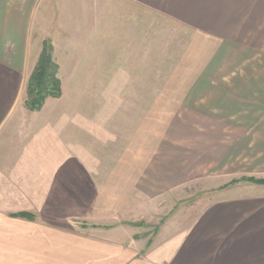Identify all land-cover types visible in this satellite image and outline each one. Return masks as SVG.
<instances>
[{
    "label": "crops",
    "instance_id": "obj_1",
    "mask_svg": "<svg viewBox=\"0 0 264 264\" xmlns=\"http://www.w3.org/2000/svg\"><path fill=\"white\" fill-rule=\"evenodd\" d=\"M155 16L183 28L192 43L181 72L193 82L159 90L184 92L179 115L194 130L158 163L147 125L136 136L139 151L130 142L129 159L120 150L112 163L95 160L106 147L90 145L93 124L102 123L105 140L107 130L121 131V112L132 122L126 109L144 103L140 122L154 121ZM46 40L63 96L27 113V84ZM117 65L129 83L119 82ZM64 82L66 92H82L83 104L91 88L114 95L99 98L97 121L75 117L57 109L69 103ZM122 90L135 92L125 105ZM51 108L56 113H44ZM74 122L88 132L82 150ZM187 170L205 193L191 226L153 238L122 223L116 212L146 202L136 172L167 177L161 194ZM249 178L264 180V0H0V264H264V184Z\"/></svg>",
    "mask_w": 264,
    "mask_h": 264
},
{
    "label": "rangeland",
    "instance_id": "obj_2",
    "mask_svg": "<svg viewBox=\"0 0 264 264\" xmlns=\"http://www.w3.org/2000/svg\"><path fill=\"white\" fill-rule=\"evenodd\" d=\"M114 31V27L110 29L107 28V35H109L111 38L114 37ZM153 38L154 121L153 123L148 122L146 124L140 122L141 118L146 117V109L143 108L146 106L144 103V105L139 104L137 108L132 107V109H126L128 111L127 116H131L133 118L132 122H125L127 118L125 117L126 114L124 112H121V118L122 120H124L122 122L121 131H117L118 133L116 135L114 133V130H111L109 133L107 130L106 136L108 137H106L105 140L102 138V136H99L101 131L100 129H97L98 125L100 126V124L102 123L97 122V124H93V126H91L90 132V134L92 135L91 140L89 142L90 145L98 146V144L100 143L102 145L104 144V146L106 147L104 150V154L94 155L95 160L100 158L105 159L106 162L112 163L118 156L117 153L120 150L122 152V158H124L125 160L126 158L129 159L130 155H126L125 152L131 149L130 142L133 143L132 151H139V143L141 140H139L136 136H139L141 130H145V127L147 125L148 131L150 129L153 130L154 162L158 163L163 155L170 159L171 157L176 155V153H178V151L181 149L179 148V142L181 143L183 141V139L180 138L181 133L185 131L192 132L194 130V123L192 121L185 123L183 121V118L185 116L179 115L181 109H183V107H181L182 102L180 100L181 97L179 95L183 94L184 92L159 90L163 88L167 83L179 84L184 82H193V75H185L181 72L183 71L184 63H188V60L184 61V51L190 49L192 43H190V41L188 40V35L186 34V31H184L183 28L176 26L171 22L168 23L157 16H155L154 18ZM118 67V65L116 67H113V70L121 71L118 76V78L120 79L119 82L129 83L131 81V76H127L123 73V66H120L119 68ZM111 73L112 72H110V74ZM106 75L104 76L102 74L100 79H109V82H111L110 78H113V76L111 77ZM89 78H91V83L94 84L93 78L96 80L97 76L94 73L91 74ZM95 83H98V80L95 81ZM64 91L66 92L65 82ZM108 93H112V95H114L113 91L104 92L91 88L85 92L86 97L83 104L81 91L68 90L66 92V96L69 100V103H66L65 105L63 104L57 109L58 111H62V109L65 111L66 109L68 114L72 113V115L75 117L81 116L82 114L87 116L89 115L91 117H95L97 121L99 118L98 116L100 114L98 100L104 94H106L105 97L110 98L109 95L111 94ZM134 94L135 92L122 90V96L120 98V101H122V104L125 105L127 100L129 101L131 100V98L134 97L132 96ZM178 98V102L174 101V99L176 100ZM150 108L151 102H148V112L150 111ZM26 110L27 113H38L30 111L27 106ZM44 113L56 112L54 108H51L45 111ZM189 117L192 119V115H190ZM84 126H87V124H84ZM94 126H96V129H92ZM107 126L109 127V124ZM87 134L88 132L86 130L83 131V124L74 122V142L75 146L81 148V150L83 149L82 143L83 141H86ZM135 137L136 139H134ZM186 141L188 142L189 140L186 139ZM117 145H121V149H117ZM134 157L135 154H132L131 158ZM110 172L113 173L112 170L106 171V173ZM129 173L130 172L127 171L122 172V175L127 176L129 178ZM146 173L148 174L151 172H136L138 185L147 186L144 188L147 191V194L145 195L146 202L144 205L142 204L139 207H135V205L131 206L132 208H129L131 210H129V212H126V210L124 211L123 208L121 209V212H116L122 217V223L127 225H129V223L131 222L137 224L144 223L145 225L143 227L135 228L145 237L151 236L153 238H161L163 234L166 235L165 233L168 232L166 230H169V228L171 230L170 232L174 233L177 232L179 229H186L188 226H191L195 218V206H200V200H203L205 197L204 191H201L199 187L195 185L197 179L194 178L192 170H187L185 172L186 178L184 177L182 181L178 183L176 182V184L172 183L171 186L167 188V190H162L161 194L160 192H158L159 190L157 188V185L160 180H164L167 177L162 176L159 171H155L151 176L147 177L145 176ZM167 173L168 175H172L174 171H169ZM129 189V185L122 188L123 199H125V196L126 199L129 198ZM138 190L141 191L140 188ZM133 197H135V194L133 195ZM134 209H138L139 213L145 212V214L140 216L136 215ZM124 219L131 221L126 222Z\"/></svg>",
    "mask_w": 264,
    "mask_h": 264
},
{
    "label": "trees",
    "instance_id": "obj_3",
    "mask_svg": "<svg viewBox=\"0 0 264 264\" xmlns=\"http://www.w3.org/2000/svg\"><path fill=\"white\" fill-rule=\"evenodd\" d=\"M54 48L50 40L43 43L38 63L27 84L26 106L32 112H40L48 99H60L63 96L62 82L59 78V65L53 57ZM256 184H264V180L245 179ZM21 217L32 218L29 214ZM134 227H143L144 223H129Z\"/></svg>",
    "mask_w": 264,
    "mask_h": 264
}]
</instances>
